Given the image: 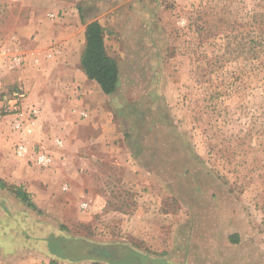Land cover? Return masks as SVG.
Instances as JSON below:
<instances>
[{
    "label": "rangeland",
    "instance_id": "obj_1",
    "mask_svg": "<svg viewBox=\"0 0 264 264\" xmlns=\"http://www.w3.org/2000/svg\"><path fill=\"white\" fill-rule=\"evenodd\" d=\"M46 1L0 0V77L7 66L46 90L49 131L44 146L34 145L54 156L46 170L58 184L54 210L65 216L54 231L65 238L49 244L57 259L47 261L231 264L223 230L212 234L219 257L195 252L211 240L196 236L197 223L220 219L250 226L264 264V0H94L86 10L102 16L119 71L115 94L94 81L102 97L94 101L80 91L68 101L50 79L66 44L58 36L64 11ZM14 56L23 63L14 66ZM16 79L5 95L20 87L27 98L30 88ZM94 245L115 255L89 257Z\"/></svg>",
    "mask_w": 264,
    "mask_h": 264
},
{
    "label": "crops",
    "instance_id": "obj_2",
    "mask_svg": "<svg viewBox=\"0 0 264 264\" xmlns=\"http://www.w3.org/2000/svg\"><path fill=\"white\" fill-rule=\"evenodd\" d=\"M40 2L42 3V0ZM93 2L94 0H47L44 2V4L49 5L47 7L50 9H63L64 11L58 36L65 38L66 53L61 63L55 64L56 69H61L59 76L53 73L50 79L57 78L54 83L60 84L57 89L61 96L67 100L74 99L78 91L83 94L82 99L86 96L85 101L102 98L99 87L94 85V80L86 76L80 63L81 54L85 47V26L91 21L102 18L96 14V9L86 10V8H91L89 5ZM80 11L83 18L87 20L85 23L81 20ZM9 43L11 52L15 48V44ZM2 61L3 58H0V67ZM41 63L42 66H46L48 61L43 60ZM51 64L54 63L51 62ZM10 70L11 68L8 67L7 69L6 66L4 77H0V99L5 94L7 84L15 82V78L18 81L22 80L25 86L30 88V93L22 101L21 108L24 111L23 118L25 120L22 130H14L10 124L13 115L2 114L0 110V264H50L47 260H56L57 257L49 249V244L56 241L61 242L65 238L63 233H54L57 224L63 223L65 218L64 208L58 205L59 210H54L53 190L57 189L58 184L54 183L53 175L46 170L49 168L39 167L14 154L15 146L21 142L36 146L34 142L45 141L46 133L49 131L48 123L44 121V110L48 108L45 102H48V98L45 97L44 91L46 90L41 87V83L31 78L27 79L28 75H16ZM40 70L44 73L47 68L41 67ZM27 104L29 105L27 106ZM27 107H36L40 111V115L33 124L27 121L25 111ZM42 146L44 145L42 144ZM129 176L132 177L133 174H129ZM161 178L166 179L165 177ZM175 184L176 182H174ZM198 191L196 195L200 198L202 192L199 193ZM18 192L24 194L27 201L22 200L17 195ZM178 194L181 195L180 190ZM194 211L205 212L207 206L197 204ZM201 221L197 223L199 227L196 229V236L200 237L203 232L204 235L211 237V240L209 244L204 241L202 245H198V250L195 249V252L206 253L211 251L219 257L222 248L219 244L212 243V234L214 230H223L226 237L224 244L228 251L229 263L238 264L236 258L238 257L237 252H239L242 264H258L259 256L256 254L259 253V237L257 234V236L253 234L250 226L244 222L238 226L234 223H222L220 219L211 224H208L207 221ZM213 225L216 226L214 229ZM178 248L179 255L185 253L181 250V245H178ZM174 252L177 253L178 251L175 250Z\"/></svg>",
    "mask_w": 264,
    "mask_h": 264
},
{
    "label": "trees",
    "instance_id": "obj_3",
    "mask_svg": "<svg viewBox=\"0 0 264 264\" xmlns=\"http://www.w3.org/2000/svg\"><path fill=\"white\" fill-rule=\"evenodd\" d=\"M104 28L101 24L94 20L85 26V47L81 54V67L86 76L98 83L101 90L106 95L115 94L119 84V71L118 66L113 57L108 55L104 39ZM17 195L24 201L27 197L22 193ZM113 247H105L94 245L91 251H86L89 257H101L102 259L109 260L110 255H115L112 251ZM111 251V252H110Z\"/></svg>",
    "mask_w": 264,
    "mask_h": 264
},
{
    "label": "built area",
    "instance_id": "obj_4",
    "mask_svg": "<svg viewBox=\"0 0 264 264\" xmlns=\"http://www.w3.org/2000/svg\"><path fill=\"white\" fill-rule=\"evenodd\" d=\"M50 17L56 18L57 16L55 14H51ZM52 51L58 54L62 52V48L60 45L54 42ZM23 61L24 60L20 56H14L11 59V62L14 66L23 63ZM24 97L25 93L20 87L12 90L10 94H4L1 97L0 107L4 109L5 114L13 115L10 124L11 127L17 131L22 130L25 124V120L23 118L24 111L21 108ZM39 112V109H37L36 107L29 108V113L32 118H29L28 116L27 121H29V119H32L29 122L33 124L35 119L38 117ZM79 115L86 118L88 116V113L84 110H81L79 112ZM54 142L57 146L62 145V141L59 138H57ZM14 154L18 157L25 158L29 162H32L42 168H48L54 164V156L51 152L45 150L44 148L28 145L25 142H21L15 146ZM63 189H66V186H64ZM85 205L86 204L84 203L83 206Z\"/></svg>",
    "mask_w": 264,
    "mask_h": 264
}]
</instances>
